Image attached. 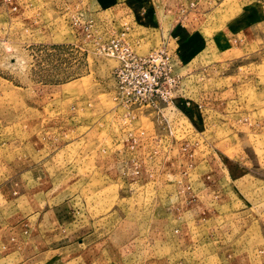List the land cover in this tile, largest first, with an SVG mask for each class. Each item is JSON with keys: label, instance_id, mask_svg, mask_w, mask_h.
Returning a JSON list of instances; mask_svg holds the SVG:
<instances>
[{"label": "rangeland", "instance_id": "rangeland-1", "mask_svg": "<svg viewBox=\"0 0 264 264\" xmlns=\"http://www.w3.org/2000/svg\"><path fill=\"white\" fill-rule=\"evenodd\" d=\"M107 1L0 0V264H264V0ZM115 38L170 102H125Z\"/></svg>", "mask_w": 264, "mask_h": 264}, {"label": "built area", "instance_id": "built-area-1", "mask_svg": "<svg viewBox=\"0 0 264 264\" xmlns=\"http://www.w3.org/2000/svg\"><path fill=\"white\" fill-rule=\"evenodd\" d=\"M105 47L119 59L115 76L121 97L128 105L143 107L157 101L170 102L178 76L168 52L153 49L139 54L120 38L112 39Z\"/></svg>", "mask_w": 264, "mask_h": 264}, {"label": "crops", "instance_id": "crops-1", "mask_svg": "<svg viewBox=\"0 0 264 264\" xmlns=\"http://www.w3.org/2000/svg\"><path fill=\"white\" fill-rule=\"evenodd\" d=\"M93 1V3H97V0H92ZM111 4V5H109V7L108 8H113L114 6H117V5H119V4H122L121 2H118L117 0H108L107 2H106V4L105 5H107V4ZM98 6V4H95V6ZM142 10H144L145 11V13H150L151 12V9H148L147 7H146V5L145 6H143V8H142ZM154 11V13H155V16H153L152 15V21H153V24H155V25H153V27H156V21H158V18H157V15H156V10L154 9L153 10ZM153 11H152V13H153ZM148 16V15H147ZM235 34H236V36L237 37H240V38H242V35H241V31L239 30V31H237V32H235ZM244 34V33H243ZM245 35V34H244ZM194 33H193V31H191V32H189L188 34H186L180 41H179V43H178V48H177V51L179 50L180 52H181V50H184V49H188L189 47H190V45L191 44H193V42H194ZM226 40V39H225ZM228 40H229V38H228ZM227 41V40H226ZM180 44V45H179ZM179 47H182V49L180 50L179 49ZM176 91V90H175Z\"/></svg>", "mask_w": 264, "mask_h": 264}]
</instances>
